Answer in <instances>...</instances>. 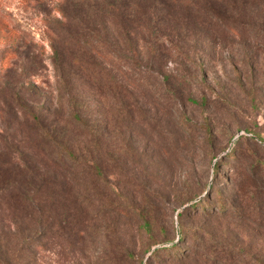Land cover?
Instances as JSON below:
<instances>
[{"label":"rangeland","instance_id":"374dc122","mask_svg":"<svg viewBox=\"0 0 264 264\" xmlns=\"http://www.w3.org/2000/svg\"><path fill=\"white\" fill-rule=\"evenodd\" d=\"M0 256L264 264V0H0Z\"/></svg>","mask_w":264,"mask_h":264},{"label":"trees","instance_id":"16d2710c","mask_svg":"<svg viewBox=\"0 0 264 264\" xmlns=\"http://www.w3.org/2000/svg\"><path fill=\"white\" fill-rule=\"evenodd\" d=\"M96 1V0H95ZM133 28H131V27H129V29L126 31V33H125V35L127 36V38H129V39H131V35L133 34V30H132ZM74 102L76 103V100H74ZM74 117L79 121V122H81V123H83V124H87V122L83 119V118H81L80 116H79V114H78V112H75L74 113ZM62 155H67L68 156V158L72 161V162H74V163H78V164H83V163H88V162H90V163H93L94 164V161L93 160H91V159H85V160H80L75 154H74V152H72L68 147H66V146H62L61 145V150L60 151H58L57 152V157H59L60 159H61V157H62ZM97 164V163H96ZM97 169L100 171V169L97 167ZM215 171H219V168H217V166H215ZM148 222V221H147ZM147 224H149V223H147ZM167 250L166 252H171V254H172V252H174V253H176V251H173V249H174V247H166V246H162V247H160V250H156L155 252L157 253V252H160L161 250ZM2 260V257L0 256V261Z\"/></svg>","mask_w":264,"mask_h":264}]
</instances>
